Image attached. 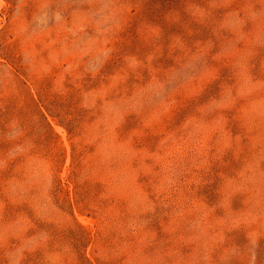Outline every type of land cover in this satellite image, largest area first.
Instances as JSON below:
<instances>
[{
	"label": "rangeland",
	"instance_id": "rangeland-1",
	"mask_svg": "<svg viewBox=\"0 0 264 264\" xmlns=\"http://www.w3.org/2000/svg\"><path fill=\"white\" fill-rule=\"evenodd\" d=\"M0 264H264V0H0Z\"/></svg>",
	"mask_w": 264,
	"mask_h": 264
}]
</instances>
